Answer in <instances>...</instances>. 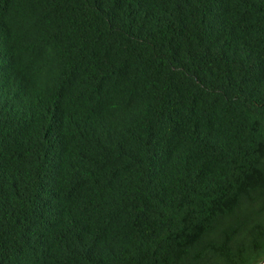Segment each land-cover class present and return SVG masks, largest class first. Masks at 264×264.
<instances>
[{"label":"trees","instance_id":"1","mask_svg":"<svg viewBox=\"0 0 264 264\" xmlns=\"http://www.w3.org/2000/svg\"><path fill=\"white\" fill-rule=\"evenodd\" d=\"M0 264H264V0H0Z\"/></svg>","mask_w":264,"mask_h":264}]
</instances>
